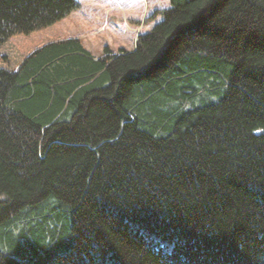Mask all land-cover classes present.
Returning <instances> with one entry per match:
<instances>
[{
	"label": "trees",
	"instance_id": "trees-1",
	"mask_svg": "<svg viewBox=\"0 0 264 264\" xmlns=\"http://www.w3.org/2000/svg\"><path fill=\"white\" fill-rule=\"evenodd\" d=\"M169 2L95 57L0 0V264H264V0Z\"/></svg>",
	"mask_w": 264,
	"mask_h": 264
},
{
	"label": "rangeland",
	"instance_id": "rangeland-1",
	"mask_svg": "<svg viewBox=\"0 0 264 264\" xmlns=\"http://www.w3.org/2000/svg\"><path fill=\"white\" fill-rule=\"evenodd\" d=\"M78 1L80 8L58 23L59 38H78L95 57L134 49L138 37L162 20L153 15L170 7L169 0ZM213 99L219 101L222 96Z\"/></svg>",
	"mask_w": 264,
	"mask_h": 264
},
{
	"label": "crops",
	"instance_id": "crops-1",
	"mask_svg": "<svg viewBox=\"0 0 264 264\" xmlns=\"http://www.w3.org/2000/svg\"><path fill=\"white\" fill-rule=\"evenodd\" d=\"M66 39H78V38H64V40H66ZM79 40V39H78ZM81 41V40H80ZM85 46V45H84ZM86 47V46H85ZM87 48V47H86ZM135 48H136V46H135ZM134 48V49H135ZM88 49V48H87ZM134 49H132V50H134ZM132 50H130V51H132ZM99 57V56H98Z\"/></svg>",
	"mask_w": 264,
	"mask_h": 264
}]
</instances>
